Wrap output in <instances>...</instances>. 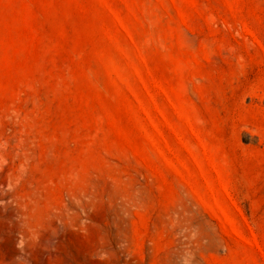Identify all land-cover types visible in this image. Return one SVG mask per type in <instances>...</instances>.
<instances>
[{
    "label": "rangeland",
    "instance_id": "374dc122",
    "mask_svg": "<svg viewBox=\"0 0 264 264\" xmlns=\"http://www.w3.org/2000/svg\"><path fill=\"white\" fill-rule=\"evenodd\" d=\"M0 264H264V0H0Z\"/></svg>",
    "mask_w": 264,
    "mask_h": 264
}]
</instances>
